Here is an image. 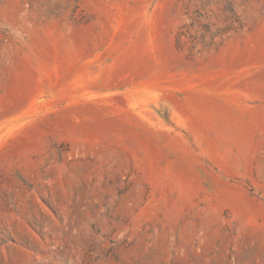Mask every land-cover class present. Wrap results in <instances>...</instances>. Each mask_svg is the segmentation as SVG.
<instances>
[{
    "label": "rangeland",
    "instance_id": "374dc122",
    "mask_svg": "<svg viewBox=\"0 0 264 264\" xmlns=\"http://www.w3.org/2000/svg\"><path fill=\"white\" fill-rule=\"evenodd\" d=\"M0 264H264V0H0Z\"/></svg>",
    "mask_w": 264,
    "mask_h": 264
},
{
    "label": "trees",
    "instance_id": "16d2710c",
    "mask_svg": "<svg viewBox=\"0 0 264 264\" xmlns=\"http://www.w3.org/2000/svg\"><path fill=\"white\" fill-rule=\"evenodd\" d=\"M187 10V20L180 30L178 42L184 49H188L192 54L196 53L199 48L209 49L217 46L224 41L227 35L236 29L244 28L245 25L243 17L240 14H235L233 24L232 21L231 24H228L227 21H223L221 26L218 20L217 26L216 23L212 21L209 22L208 19L203 18L201 15H196V13L190 14L189 8Z\"/></svg>",
    "mask_w": 264,
    "mask_h": 264
}]
</instances>
